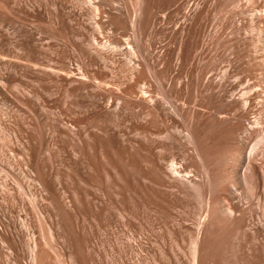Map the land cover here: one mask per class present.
<instances>
[{
  "label": "bare ground",
  "instance_id": "obj_1",
  "mask_svg": "<svg viewBox=\"0 0 264 264\" xmlns=\"http://www.w3.org/2000/svg\"><path fill=\"white\" fill-rule=\"evenodd\" d=\"M0 127V264H264V0H0Z\"/></svg>",
  "mask_w": 264,
  "mask_h": 264
},
{
  "label": "rangeland",
  "instance_id": "obj_2",
  "mask_svg": "<svg viewBox=\"0 0 264 264\" xmlns=\"http://www.w3.org/2000/svg\"><path fill=\"white\" fill-rule=\"evenodd\" d=\"M23 132V131H21ZM5 134V131L2 129V127H0V137H2L3 135ZM15 136H16V141H14L15 143H25L27 141V138L25 136H21L20 138V135H17L16 133H13ZM19 136V137H18ZM20 138V139H19ZM23 138V139H22ZM25 138V139H24ZM251 138V139H250ZM249 139H248V143H254V136H251ZM21 140V141H20ZM20 141V142H19ZM195 206H194V209H193V212H198L199 211V206L196 204V200L194 202ZM197 205V206H196ZM197 207V208H196ZM196 209V210H195Z\"/></svg>",
  "mask_w": 264,
  "mask_h": 264
}]
</instances>
